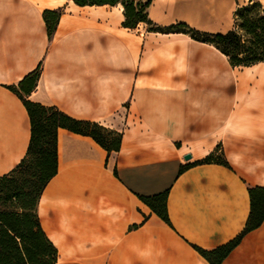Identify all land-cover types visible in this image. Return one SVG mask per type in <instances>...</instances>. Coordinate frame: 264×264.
<instances>
[{
  "label": "crops",
  "instance_id": "obj_1",
  "mask_svg": "<svg viewBox=\"0 0 264 264\" xmlns=\"http://www.w3.org/2000/svg\"><path fill=\"white\" fill-rule=\"evenodd\" d=\"M253 2L264 10V0H152L150 22L131 28L121 2L0 0V176L27 153L30 116L13 87L38 66L27 99L122 133L108 153L58 129V169L37 207L52 264H211L195 246L244 229L249 189L264 187V60L234 66L189 29L226 32ZM48 9L60 11L51 37ZM218 146L228 165L193 164ZM162 192L170 223L141 198ZM221 264H264V220Z\"/></svg>",
  "mask_w": 264,
  "mask_h": 264
},
{
  "label": "trees",
  "instance_id": "obj_2",
  "mask_svg": "<svg viewBox=\"0 0 264 264\" xmlns=\"http://www.w3.org/2000/svg\"><path fill=\"white\" fill-rule=\"evenodd\" d=\"M80 5L116 4L124 6L123 25L136 27L139 22H150L147 7L152 0H74ZM259 9L252 15L251 9ZM241 23L240 33L234 28L226 32H204L190 28L191 34L200 40L214 43L228 55L234 66H248L264 60V10L258 2L240 7L236 17ZM60 17L59 10H45L44 19L51 37ZM177 26H186L178 23ZM246 37V38H245ZM41 68L26 75L13 89L20 93L31 121V139L25 157L9 173L0 176V264H52L58 250L42 228L38 215L40 196L58 169V129L89 135L108 153L118 151L122 133L96 121L74 118L57 107L27 99L38 81ZM24 93V94H23ZM228 165L220 146L197 163ZM251 210L244 229L232 240L213 249L195 248L211 263L221 264L224 258L239 244L249 231L264 220V187L249 189ZM141 198L162 219L170 223L167 209V193L141 195Z\"/></svg>",
  "mask_w": 264,
  "mask_h": 264
},
{
  "label": "rangeland",
  "instance_id": "obj_3",
  "mask_svg": "<svg viewBox=\"0 0 264 264\" xmlns=\"http://www.w3.org/2000/svg\"><path fill=\"white\" fill-rule=\"evenodd\" d=\"M259 12V9L258 8H256V7H254L253 9H251V14L252 15H256V13H258ZM241 23V21H240V19H239V17L237 16L236 17V25H235V29L237 30V31H239L240 33H243L244 31H242L241 29H240V24ZM246 38V37H245Z\"/></svg>",
  "mask_w": 264,
  "mask_h": 264
},
{
  "label": "water",
  "instance_id": "obj_4",
  "mask_svg": "<svg viewBox=\"0 0 264 264\" xmlns=\"http://www.w3.org/2000/svg\"><path fill=\"white\" fill-rule=\"evenodd\" d=\"M191 157H192V155H191L190 153H188V154L185 155L184 158H185L186 160H188V159H190Z\"/></svg>",
  "mask_w": 264,
  "mask_h": 264
}]
</instances>
